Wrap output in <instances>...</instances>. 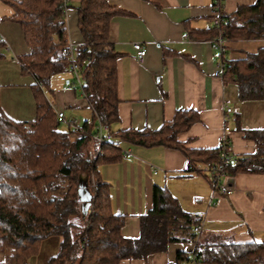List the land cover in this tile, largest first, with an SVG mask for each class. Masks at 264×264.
<instances>
[{
    "label": "trees",
    "instance_id": "1",
    "mask_svg": "<svg viewBox=\"0 0 264 264\" xmlns=\"http://www.w3.org/2000/svg\"><path fill=\"white\" fill-rule=\"evenodd\" d=\"M224 1L220 0L222 6ZM5 2L13 9L7 19L21 26L29 46V53L18 59L22 73L35 78L36 116L28 121L15 120L0 105V252L5 255L0 264H29L42 241L51 236L60 237L59 249L46 264H119L124 258H147L177 241L193 242L195 257L203 263L264 264V240H201L195 227L203 218L185 211L166 187L155 186L153 207L141 215L140 236L122 235L125 218L113 211L109 184L102 181L99 167L119 160L125 152L117 141L107 140L99 153L95 138L99 121L111 127L120 120L119 53L109 41V27L122 10L108 0L79 1L76 8L83 42L75 50L81 79L75 88L82 91L92 111L78 128L66 124L62 129L65 123L59 119L50 93L53 76L70 71L68 54L63 51L69 43V1ZM220 32L226 43L264 39V0L240 4L230 13L222 9L221 24L212 29L214 36ZM5 45L0 36V47ZM224 64L222 76L226 82L236 83L240 100H264V46L243 58L224 56ZM198 121L199 112L179 109L157 130H117L113 134L133 143L180 150L191 170L211 182L205 165L219 161L220 146L191 149L177 139L179 132ZM244 133L255 141V150L234 155L227 166L230 176L264 173V128L244 129ZM80 173L88 175L91 190L93 181L98 186L93 208L85 218L77 198ZM182 258L186 256L181 252Z\"/></svg>",
    "mask_w": 264,
    "mask_h": 264
},
{
    "label": "crops",
    "instance_id": "2",
    "mask_svg": "<svg viewBox=\"0 0 264 264\" xmlns=\"http://www.w3.org/2000/svg\"><path fill=\"white\" fill-rule=\"evenodd\" d=\"M79 1L69 0L67 10L69 41L76 46L83 42L76 8ZM108 2L122 10L109 27V41L119 53L120 100V120L108 126L109 140L117 141L131 156L122 155L103 164L99 172L102 181L109 184L113 211L125 218L122 235L140 236L141 215L153 207L154 188L159 186L166 187L185 211L203 218L201 240L225 237L237 242L263 241L264 173L232 175L235 188L222 195L204 174L189 168L180 150L133 143L113 134L117 130H157L172 120L177 110H194L199 112L200 121L177 135L185 147L216 148L227 135L236 157L254 152L255 141L245 137L244 129L264 128V100H240L236 83L226 82L219 74L220 50L211 46L218 37L212 33L215 0ZM252 2L225 0L222 9L230 13L240 4ZM12 12L11 5L0 0V36L6 41L0 47V105L9 117L28 121L36 116L35 78L22 73L18 57L28 54L29 46L21 26L7 19ZM135 42L147 49L142 60L137 57ZM262 46L264 39L227 42L224 56L243 58ZM69 72L53 76L50 99L55 111H64L67 119L75 118L81 124L92 109ZM228 106L234 110L227 112ZM88 149L92 151L93 146ZM59 243V236L43 240L29 264H46L58 252ZM194 247L193 242H171L147 258H124L119 264H207L197 260ZM181 252L186 258L179 259ZM4 259L0 252V262Z\"/></svg>",
    "mask_w": 264,
    "mask_h": 264
},
{
    "label": "built area",
    "instance_id": "3",
    "mask_svg": "<svg viewBox=\"0 0 264 264\" xmlns=\"http://www.w3.org/2000/svg\"><path fill=\"white\" fill-rule=\"evenodd\" d=\"M69 0H65V3H67ZM68 6V5H67ZM66 6V15H67V10L68 7ZM213 21L214 25L220 26L221 24V16H222V5L220 0H215V5L213 8ZM227 39L224 37L223 33L220 32L218 37L211 41V46L213 48H217L220 50V60L218 62V69H219V74L223 75V69H224V53H225V45H226ZM134 47L137 50V57L139 60H142L146 53L147 49L146 47L140 43V42H135ZM76 45L69 41L67 47L63 49L65 53L68 54V60H69V70L73 73V76L75 77L76 81L75 84L81 85V79H80V74H79V67L76 62ZM234 109L231 106H228L226 108L227 112H232ZM58 117L61 121H63L66 124H69L71 127L78 128L80 126V123L77 119H67L65 116L64 111H59ZM226 130H229V127H226ZM111 137V133L108 129V126L102 122H98L96 126V133H95V138L98 141V152L100 153L101 151V146L104 142L109 140ZM220 150H219V161L218 162H213V163H207L205 165L206 170L209 172L210 175V180L211 183L214 186V190L220 192L222 195H228L230 194L234 188H235V183L233 178L227 173V166L235 159L234 154L231 151V141L227 135H224L222 137L221 143H220ZM125 157H130L131 153L129 151H125ZM190 169H192V166H189ZM156 171V169H155ZM93 187L94 191H92L94 199L96 196V192L98 191V186L97 184L93 181ZM94 199H93V205H94ZM90 208V210L93 208ZM202 230V226L197 225L195 227V232L197 234H200Z\"/></svg>",
    "mask_w": 264,
    "mask_h": 264
},
{
    "label": "water",
    "instance_id": "4",
    "mask_svg": "<svg viewBox=\"0 0 264 264\" xmlns=\"http://www.w3.org/2000/svg\"><path fill=\"white\" fill-rule=\"evenodd\" d=\"M77 198L80 202V209L82 212V217L85 218L90 208L93 205V193L89 184V177L85 173L79 174L78 187H77Z\"/></svg>",
    "mask_w": 264,
    "mask_h": 264
},
{
    "label": "rangeland",
    "instance_id": "5",
    "mask_svg": "<svg viewBox=\"0 0 264 264\" xmlns=\"http://www.w3.org/2000/svg\"><path fill=\"white\" fill-rule=\"evenodd\" d=\"M69 74H70V78L73 79V81L75 82L76 79L74 78L73 74H72L71 72H69ZM76 86H78V85H76ZM77 89H78L79 94H80V90H79V88H77ZM66 127H67L66 123L61 125V128H62V129H65Z\"/></svg>",
    "mask_w": 264,
    "mask_h": 264
}]
</instances>
